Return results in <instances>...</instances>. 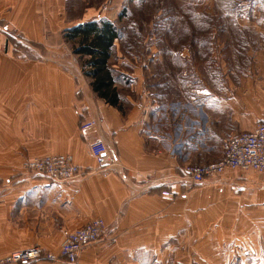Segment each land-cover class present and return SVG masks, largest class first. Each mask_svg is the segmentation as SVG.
Segmentation results:
<instances>
[{
  "label": "crops",
  "instance_id": "obj_1",
  "mask_svg": "<svg viewBox=\"0 0 264 264\" xmlns=\"http://www.w3.org/2000/svg\"><path fill=\"white\" fill-rule=\"evenodd\" d=\"M95 1L0 0V27L10 29L0 32V259L31 248L55 253L68 234L101 219L100 241L76 264H264V219L251 234L249 219L235 216L252 205L264 209L262 185L237 182L236 171H227L190 186L182 173L219 161L232 138L264 122V0H204L210 7L225 1L224 13H209L241 35L248 67L238 81L229 59L222 80L216 72L207 78L202 66L217 57L202 64L184 43L169 47L153 36L146 57L128 58L116 41L111 68L129 83L116 85L120 109L96 96L83 74L85 58L64 39L86 22H115L130 0ZM165 48L177 52L163 57ZM88 121L117 159L116 170L97 169L80 130ZM56 155L80 169L75 182L23 168Z\"/></svg>",
  "mask_w": 264,
  "mask_h": 264
},
{
  "label": "rangeland",
  "instance_id": "obj_2",
  "mask_svg": "<svg viewBox=\"0 0 264 264\" xmlns=\"http://www.w3.org/2000/svg\"><path fill=\"white\" fill-rule=\"evenodd\" d=\"M90 3L94 4L97 1L91 0ZM228 5L232 6V1L228 2ZM226 6L225 1L212 3V7H210L209 2H204V0L202 2L200 0L127 1L124 7L127 11L126 15L120 21L118 19L115 20V24L122 35L121 39L117 41L118 53L128 58L133 56L146 57V42L150 41V38L153 36L159 38L160 42L163 40L169 42V47H174L180 42L186 45L187 56L200 59L202 64L206 63L204 61L209 60L211 57H217L215 63L212 62V64L202 66V69L206 70L205 74L207 78L210 72H216V77L220 81L223 78L222 73L224 74L225 71L227 72L231 68L235 73V81H238L241 71L248 67V60L244 57L245 51L237 44L241 35L233 23L227 22L224 17L219 16L216 18L209 13L210 8H212L220 15V13L225 12ZM211 44L213 47L214 45L217 46V48L210 49ZM226 44H229L230 48H227ZM232 46L236 47V49ZM159 52L163 54V57L171 58L173 57V53L177 52V49L165 48ZM226 59H229L231 63L230 68L225 65ZM114 60L116 59L113 57L112 62ZM158 73H161V70ZM213 76L215 75L212 74L210 79ZM238 84V82H235V85ZM233 177L238 180L237 182H249L250 184H254L253 186L262 185L264 188V174L236 171ZM251 191L249 190V192ZM258 207L252 205L250 209L235 211L236 217H238L239 213L242 214L241 216H244L243 219L240 218V221L246 223V219H249L251 234L257 230H255L254 226H256L258 219H264V209ZM229 214L231 212L227 211L226 215ZM231 232L227 231L225 236L231 234L233 238H236L237 235H233ZM259 234L261 235L260 244H263L264 228H260ZM231 239L227 238V241ZM256 240L248 242V245L250 247L256 246L258 244Z\"/></svg>",
  "mask_w": 264,
  "mask_h": 264
},
{
  "label": "built area",
  "instance_id": "obj_3",
  "mask_svg": "<svg viewBox=\"0 0 264 264\" xmlns=\"http://www.w3.org/2000/svg\"><path fill=\"white\" fill-rule=\"evenodd\" d=\"M9 30L8 25L0 27V32L9 33ZM80 130L97 169L116 170L117 159L98 135L96 123L84 122ZM23 168L28 173L42 175L61 184L75 182L81 175L80 169L73 163L72 158L66 155L33 159L26 162ZM227 171L264 174V122H258L251 131L232 138L227 143L219 161L198 166L187 165L182 169L183 178L190 186L201 185L207 180L221 177ZM161 194L164 197L171 196L168 192ZM105 228L103 220L95 219L68 234L55 253L31 248L1 258L0 264H32L40 261L76 264L85 247L100 241Z\"/></svg>",
  "mask_w": 264,
  "mask_h": 264
},
{
  "label": "trees",
  "instance_id": "obj_4",
  "mask_svg": "<svg viewBox=\"0 0 264 264\" xmlns=\"http://www.w3.org/2000/svg\"><path fill=\"white\" fill-rule=\"evenodd\" d=\"M123 9L118 21L126 15ZM117 23V22H116ZM115 22L105 19L86 22L65 31L64 39L73 45V53L85 58L83 74L90 79L92 91L112 107L120 109L118 83L127 85L128 79L112 68L114 43L121 39Z\"/></svg>",
  "mask_w": 264,
  "mask_h": 264
}]
</instances>
